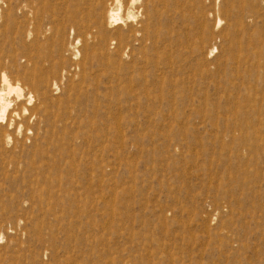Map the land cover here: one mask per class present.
<instances>
[{"label": "rangeland", "instance_id": "rangeland-1", "mask_svg": "<svg viewBox=\"0 0 264 264\" xmlns=\"http://www.w3.org/2000/svg\"><path fill=\"white\" fill-rule=\"evenodd\" d=\"M113 1L0 0L37 112L0 122V264H264V0ZM229 30L259 40L236 86Z\"/></svg>", "mask_w": 264, "mask_h": 264}, {"label": "bare ground", "instance_id": "bare-ground-1", "mask_svg": "<svg viewBox=\"0 0 264 264\" xmlns=\"http://www.w3.org/2000/svg\"><path fill=\"white\" fill-rule=\"evenodd\" d=\"M113 2L115 3V6L116 5L118 6V9L116 7L115 8L110 7L109 9H107L106 18H107V22L110 25H118L120 23H124L125 20L130 21L132 19H135L132 15H129L128 17H123L122 4L120 0H114ZM147 27L148 26H144L143 29L147 30L148 29ZM100 29H102V27H100ZM221 37L224 41V45L221 49L220 55H222L225 59L223 63L218 66L216 70V74L221 75L225 70V68L228 67L231 73L229 83L232 86H236L237 83L235 82V80L240 76V70L243 67V65L246 64V60L248 58L247 56H249L248 54L246 56L244 52L246 51L247 53L248 51L250 52L251 48H254L256 47V45H258L259 40L252 41L250 39L247 40L246 38L244 39L239 38L237 37L236 32L234 30L227 31L226 33L222 34ZM101 38L103 42L106 41L105 34H101ZM119 39L120 41H124L126 37L120 34ZM79 42L80 41L76 43L79 44ZM77 52L78 51H76V53ZM79 54L80 53L78 52L76 56H78ZM1 66H3V64L0 62V70L2 68ZM0 76H1L0 77V122L4 121V123L6 124V128L7 126L8 128L16 127L19 129L20 132L21 129L23 128L22 121L28 119L27 115H30L31 117L34 114H37L35 110L27 107V105L30 106L31 103L34 101V96L32 93H25L23 87L19 83L16 84L12 83L9 76L5 72V66ZM13 96L15 97V99H13ZM19 105L22 106L21 110L18 109ZM211 111H213V115H212L213 126L218 127L216 115L219 110L218 108L212 107ZM252 112H253V116L258 117L257 118L258 123L255 122L254 120L255 118H254L250 125L252 132L255 135V138H257L260 131L264 129V105L259 107L258 110L256 107H253ZM241 125H242L241 121L238 120L235 126V140H239L238 133H240ZM26 127L27 129H29L28 124H26ZM5 136L9 137L8 134H6Z\"/></svg>", "mask_w": 264, "mask_h": 264}]
</instances>
